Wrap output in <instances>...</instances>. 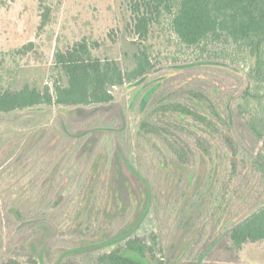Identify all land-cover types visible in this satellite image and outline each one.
I'll list each match as a JSON object with an SVG mask.
<instances>
[{
	"label": "rangeland",
	"instance_id": "374dc122",
	"mask_svg": "<svg viewBox=\"0 0 264 264\" xmlns=\"http://www.w3.org/2000/svg\"><path fill=\"white\" fill-rule=\"evenodd\" d=\"M45 6L53 12L49 26L41 29ZM133 23L128 0H0V76L5 85L20 87L29 81L51 86L49 68L57 47L84 37L98 42L99 56L114 58L123 67L131 66L140 49L157 67L142 80L116 88V101L109 105L37 107L0 115V261L31 254L41 264L70 258L95 264L99 254L129 236L145 238L157 245V252L168 247V261L175 248L181 247L179 257L190 247L200 253L206 240L218 239L220 233L228 246L225 232L231 224L264 200V186L246 159L255 156L261 144L250 136L238 139L245 164L232 178L231 152L223 137L228 127L199 101L188 103L215 126L181 114L170 121L207 139L213 144L208 152L185 131L172 129L195 145V163L185 165L169 151L164 156L163 141L151 137L147 143L142 140V154L134 160L150 178L130 167L126 150L140 147L137 124L151 93H209L229 121L232 110L237 114L235 104L247 84L239 68L214 64L207 52L182 45L166 22L155 25L144 41L134 33ZM30 42L36 44L34 52L8 55ZM240 68L247 70L246 65ZM246 118L233 117L238 130L243 131L240 122ZM83 173V181L77 183ZM210 174L209 187L197 203ZM71 182L76 184L57 205ZM208 202L211 214L203 215ZM203 230L205 239H197ZM218 250L200 264H264V242L248 243L224 260ZM188 257L194 261V256Z\"/></svg>",
	"mask_w": 264,
	"mask_h": 264
},
{
	"label": "trees",
	"instance_id": "16d2710c",
	"mask_svg": "<svg viewBox=\"0 0 264 264\" xmlns=\"http://www.w3.org/2000/svg\"><path fill=\"white\" fill-rule=\"evenodd\" d=\"M128 7L134 22V33L140 37V40H147L155 25L166 22L172 33L186 48L207 52L208 58L216 61L214 64L239 68L240 70L234 69L247 79V84L235 104L237 114L232 110L229 121L225 120L218 111L216 99L209 93L193 89L172 90L161 95L151 93L137 124L136 135L139 144L137 145L143 144L142 140L147 143L151 137L160 138L165 144L164 156L169 151L185 165L195 163L197 160L195 145L172 129L185 131L188 137L195 140L202 152H208L213 144L211 145L195 131L183 128L170 120L172 115L181 114L211 127L215 126L213 120L199 114L188 103V101H199L210 109L215 120L228 127L223 137L231 152L232 178L239 176L240 164L243 162L245 164V158L241 157L242 144L238 139L244 140L250 136L261 144L255 156L248 155L246 159L250 161L252 171L264 186V0H128ZM43 8L41 29L49 26L53 12L51 7ZM98 47V42L88 37L63 48L58 46L54 53V62L49 68L51 86L45 84L41 87L37 82L27 81L20 87H15L10 86L13 82L11 84L7 82L5 85L6 82L0 76V115H10L37 107L109 105L116 101L114 95L116 88L136 83L157 69L151 56L144 49L134 53L130 67L127 65L123 67L114 58L99 56L96 53ZM35 48L36 44L30 42L11 50L8 55L13 58L25 57L34 52ZM243 65H246L247 70L240 68ZM237 115L241 119L244 115L247 116L244 122H240L243 131L238 130L237 125L234 124L233 117ZM228 122L232 126H228ZM210 135L213 136L212 133ZM139 149L126 150L128 163L133 170H138L142 176L150 178L148 173L146 176L145 171L135 165L136 154H142L143 145ZM86 169L85 166L84 171ZM211 174L207 177L205 189L200 191L199 197L206 193L212 180ZM83 176L84 173L77 183L83 181ZM52 183L55 181L52 180ZM75 184L76 182H71L66 187V191L57 198V205L62 203ZM42 191H45V187ZM202 196L196 201L197 203L202 200ZM210 203L208 202L206 207L201 209L203 215L211 214ZM190 207L191 210L194 208L192 205ZM217 207L221 211L220 207ZM224 232H222L223 236ZM226 235L228 246H225L226 243L222 241L220 233V239L209 237L200 253L194 252L193 247H190L179 257L181 248L179 246L175 248L168 261H166L168 247L157 252V245L149 243L145 238L129 236L114 249L99 254L95 264H184V261L189 264L198 262L200 264L214 252L216 247H219L217 252L222 257L221 260H224L226 256L235 254L248 243L264 242V200L256 208L249 210L247 215L231 224L225 232ZM205 236L206 231L203 230V233L198 234L197 239L204 240ZM188 255L194 256L193 262H190ZM0 264H41V262L35 255L13 254L1 260ZM58 264L80 263L75 258H70L61 260Z\"/></svg>",
	"mask_w": 264,
	"mask_h": 264
}]
</instances>
